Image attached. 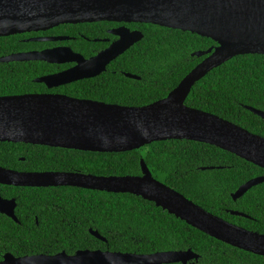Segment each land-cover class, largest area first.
Masks as SVG:
<instances>
[{"label": "trees", "instance_id": "trees-1", "mask_svg": "<svg viewBox=\"0 0 264 264\" xmlns=\"http://www.w3.org/2000/svg\"><path fill=\"white\" fill-rule=\"evenodd\" d=\"M127 26L139 30L143 39L110 64L106 74L51 91L123 107H144L167 97L205 58L193 53L216 46L212 40L189 32L151 24ZM89 27L83 24L73 32V27L64 26L63 33L57 34L76 36L77 31H83L88 36ZM27 36L0 38V58L51 46L27 43ZM64 68L44 62L0 63V97L48 93L35 79ZM185 105L264 138V120L245 109L264 112V56H237L212 70L194 85ZM141 160L154 179L208 213L264 233V183L235 202L231 197L246 182L263 177L264 170L214 146L168 140L124 153H92L0 143V167L20 172L139 176ZM0 193L16 199L19 221L17 224L0 214V254L52 256L100 250L149 255L191 250L198 255L195 264H264V257L219 242L131 194L5 186H0ZM230 211L242 212L250 219L232 216ZM89 230L106 242L93 237Z\"/></svg>", "mask_w": 264, "mask_h": 264}, {"label": "water", "instance_id": "water-1", "mask_svg": "<svg viewBox=\"0 0 264 264\" xmlns=\"http://www.w3.org/2000/svg\"><path fill=\"white\" fill-rule=\"evenodd\" d=\"M101 21L151 24L189 32L212 40L216 46L193 53L194 57L205 58L167 97L144 107H123L60 94L0 97V143L124 153L154 142L185 140L214 146L264 169L263 137L185 105L194 85L212 70L237 56H264V0H0V38L46 31L59 25ZM114 33L119 40L88 60L69 48H55L11 54L1 57L0 63L75 64L68 70L35 79V83L48 89L57 88L100 75L111 61L143 39L141 32L124 27ZM125 77L139 80L131 74ZM245 109L264 120V112L251 107ZM140 168L139 176L96 177L80 173L17 172L0 167V185L131 194L219 242L264 257V235L208 213L154 179L143 160ZM262 183L264 177L254 178L231 197L235 201ZM15 208V200L0 196V213L18 222ZM89 233L106 242L97 232L89 230ZM193 261L197 263L198 255L191 250L149 255L83 250L74 255L6 254L0 264H190Z\"/></svg>", "mask_w": 264, "mask_h": 264}, {"label": "flooded vegetation", "instance_id": "flooded-vegetation-1", "mask_svg": "<svg viewBox=\"0 0 264 264\" xmlns=\"http://www.w3.org/2000/svg\"><path fill=\"white\" fill-rule=\"evenodd\" d=\"M83 24H90V27H89V29L91 30V34L90 35L85 36L82 33L83 31H77L75 33L76 36H71V35H68V34H62V35L61 34H57V33H63V30L61 29V27H64V26L70 27L71 26V27H73V32H75V28H78V26L83 25ZM132 24H134V23H132ZM127 25L128 24H124V23H121V22H107V21L94 22V23L65 24V25H59V26H57L55 28H52V29H49V30H46V31H38V32H30V33L21 34V35H28L25 38V40H24L27 43L51 44V46H49V47H43L42 49H39V50L38 49H32V50L24 51V52H21V53L34 52V51H43V50H49V49H55V48H69L74 54L80 55L84 59L88 60V59H91V58L97 56L99 53H101L102 51L108 49L113 43L118 41L119 37L114 32L118 31L122 27L127 28L130 31H139L137 29H131ZM81 30H83V29H81ZM34 39H43V40H48V41H43V42L32 41ZM53 40H56V41H53ZM119 57H117L116 59L111 61L106 66L105 71L102 72L100 75H98L96 77H93V78L84 79V80L96 79V78L100 77L101 75L106 74L110 64H112L114 61H116ZM51 65H57V64H51ZM57 66H65L64 69L59 71V72H62V71H65V70H68V69L74 67L75 64L72 63V64L57 65ZM59 72H57V73H59ZM57 73H55V74H57ZM112 73L115 74L116 71H112ZM50 75H52V74H50ZM125 75L126 74H124V76ZM84 80H81V81H84ZM81 81H77V82H81ZM77 82H74V83H77ZM74 83H71V84H74ZM71 84L63 85V86H60V87H57V88H53V89H48L43 84L47 88V90L50 91L48 93H43V94L65 95V94L57 93L56 91H51V90H57L58 88H63L65 86H68V85H71ZM65 96H67V95H65ZM68 97H70V96H68ZM76 99H78V98H76ZM82 100H88V99H82ZM262 170H264V169H262ZM12 171H15V170H12ZM17 172H20V171H17ZM0 186L14 187V186H6V185H0ZM14 188H30V187H14ZM48 188H54V187H48ZM56 188H62V187H56ZM0 196L3 199H5V200H12L13 199V200H15V203H16V199L15 198H5V197H3L1 195V193H0ZM242 197H240V198H242ZM239 199H237V200H239ZM237 200H235V201H237ZM16 208H17V203H16ZM16 208H15V210H16ZM233 212L242 214V216L233 215L232 214ZM230 214L232 216H235V217H241V218H245V219H250L249 216H247L244 213L239 212V211H230ZM1 215L7 217L4 214H1ZM7 218H9V217H7ZM17 221H18V219H17ZM16 223L19 224V221L16 222ZM227 223H229V222H227ZM234 226H237V225H234ZM237 227H239V226H237ZM240 228H242V227H240ZM242 229H245V228H242ZM245 230H247V229H245ZM247 231H250V232H253V233H256V234H259V235H264V233L259 232V231H255V230H253V231L252 230H247ZM6 254H10V253L0 254V261L3 260V257ZM190 264H194V263L190 262Z\"/></svg>", "mask_w": 264, "mask_h": 264}]
</instances>
